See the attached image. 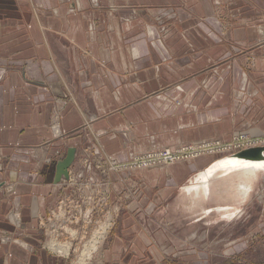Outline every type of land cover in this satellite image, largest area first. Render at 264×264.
I'll return each instance as SVG.
<instances>
[{"label": "crops", "instance_id": "1", "mask_svg": "<svg viewBox=\"0 0 264 264\" xmlns=\"http://www.w3.org/2000/svg\"><path fill=\"white\" fill-rule=\"evenodd\" d=\"M256 15L260 21L247 20ZM1 73L0 236L24 245H0V264H51L40 258L38 223L55 200L61 160L90 151L125 162L230 141L245 127L264 132V0H0ZM232 162L264 164L202 158L132 180L146 182L151 208L167 205L163 214L216 212L210 220L229 225L244 215L264 173L243 197L232 175L210 184L205 199L196 189ZM146 212L120 218L102 264L162 263L166 249Z\"/></svg>", "mask_w": 264, "mask_h": 264}, {"label": "rangeland", "instance_id": "2", "mask_svg": "<svg viewBox=\"0 0 264 264\" xmlns=\"http://www.w3.org/2000/svg\"><path fill=\"white\" fill-rule=\"evenodd\" d=\"M247 20L260 21L258 15ZM0 76H4V73ZM253 130V127H245V131L233 134L230 141L216 138L202 143H187L173 149L144 152L125 162L107 161L103 155H96L95 158L90 151L81 157L72 155L61 160L57 165L55 185L59 187L56 188L55 200L47 211L48 215L44 219L40 218L38 223V229L43 232L42 239L38 240L41 243L38 249L40 258L43 256L45 262L48 260L51 264H79L82 252L96 244L88 264H102L100 252L103 244L113 233L120 218L131 214L138 216V213L145 216L148 210L147 222L153 223L157 230L156 240L161 245L158 247L167 251L161 249L164 258L158 264H264L263 177L252 193L253 199L241 211L244 215L239 214L233 219L235 222L229 225L221 220L217 224L216 219L210 220L209 214L213 216L216 212L195 218L192 212L185 214L182 209H177L171 214L166 211L168 208H164L163 214L159 209L167 205L156 203L153 207L157 209L151 208L146 203L153 202V199L145 197L149 189L146 182L139 184L132 180L134 175H142L147 170L166 169L202 158H213L217 162L247 150L264 149V132L255 136L252 135ZM168 152L178 153L175 162L167 160ZM151 161H155V165L146 166ZM75 162L79 165L74 166ZM129 193L140 199L128 200L125 195L129 196ZM116 195L118 200L113 202L111 197ZM131 201L135 204L132 207L136 208L130 212L127 210L131 207ZM175 203L176 200L170 202L169 206ZM178 204L182 205L179 201ZM166 238L172 239L169 246H164ZM21 241L11 235L0 236L1 246L24 245ZM54 244L57 248L62 246L70 251L67 255L58 254L52 250Z\"/></svg>", "mask_w": 264, "mask_h": 264}, {"label": "bare ground", "instance_id": "3", "mask_svg": "<svg viewBox=\"0 0 264 264\" xmlns=\"http://www.w3.org/2000/svg\"><path fill=\"white\" fill-rule=\"evenodd\" d=\"M261 173H264V164H262V163H260V164H255L254 163L252 165L251 164H247V163L246 164H241V163H235V162H232L231 164H227V163L221 164L219 166V168L217 169V171L212 172V173L209 174L210 176H204L201 179V181H203V183L201 184L200 187H198L196 189L198 198L202 199V198L208 196V194H210L209 193L210 184L212 185L214 182H216L218 179L223 178L224 176H229V177H231L232 180L235 177L234 180H236V182L233 181V183H232V185H236L234 187L236 189V191L234 193L236 194V196H242L243 197L244 195H246L245 193H246V191L248 189V186H250L249 184L254 181V178L256 180L257 179L256 177L259 174L261 175ZM231 175L234 176V177L232 178ZM229 182L227 180L228 185H229ZM226 187H228V186H226ZM218 189H219V192H221L220 188H218ZM232 190H234V189H232ZM226 192H227V190H226ZM212 193H213V195L215 194L213 191H212ZM222 194H224V193H222ZM228 196H231V194L229 195V193H228ZM233 196H235V195H233ZM215 198H217V197H215ZM221 201H225V200L222 199ZM233 213H235V215H236L237 211L235 209H233L232 212H229L228 214H233ZM64 246H67V245H64ZM52 248H53L52 250L54 252H57L58 254L65 253V255H67L68 252L70 251L69 249L65 250L64 249L65 247L63 248L62 246H60V247L58 246V248H57L56 245H55ZM95 249H96V244L91 246V248L89 250H86V251L82 252V254L80 255V257H82V258H80L79 264H88L89 260H91V258L93 257L92 254H93V250H95Z\"/></svg>", "mask_w": 264, "mask_h": 264}, {"label": "water", "instance_id": "4", "mask_svg": "<svg viewBox=\"0 0 264 264\" xmlns=\"http://www.w3.org/2000/svg\"><path fill=\"white\" fill-rule=\"evenodd\" d=\"M230 160H242L252 162H264V149H251L229 158Z\"/></svg>", "mask_w": 264, "mask_h": 264}, {"label": "built area", "instance_id": "5", "mask_svg": "<svg viewBox=\"0 0 264 264\" xmlns=\"http://www.w3.org/2000/svg\"><path fill=\"white\" fill-rule=\"evenodd\" d=\"M250 148H253V147H250ZM178 154V153H177ZM177 154H172V153H170V152H168V155H167V160L170 162V163H173V162H175V160H177ZM148 165H146V166H153V165H155V161H151L150 163L148 162L147 163Z\"/></svg>", "mask_w": 264, "mask_h": 264}, {"label": "flooded vegetation", "instance_id": "6", "mask_svg": "<svg viewBox=\"0 0 264 264\" xmlns=\"http://www.w3.org/2000/svg\"><path fill=\"white\" fill-rule=\"evenodd\" d=\"M224 160H222V162H223ZM225 161H227V160H225Z\"/></svg>", "mask_w": 264, "mask_h": 264}]
</instances>
